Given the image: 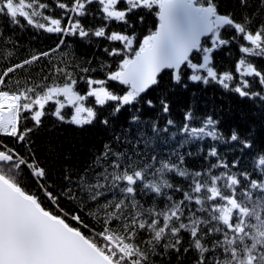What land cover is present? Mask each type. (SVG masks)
<instances>
[{
	"label": "snow or ice",
	"instance_id": "1",
	"mask_svg": "<svg viewBox=\"0 0 264 264\" xmlns=\"http://www.w3.org/2000/svg\"><path fill=\"white\" fill-rule=\"evenodd\" d=\"M0 20V264H264V0H0ZM27 34L55 43L20 55ZM232 99L260 123L226 126Z\"/></svg>",
	"mask_w": 264,
	"mask_h": 264
},
{
	"label": "trees",
	"instance_id": "2",
	"mask_svg": "<svg viewBox=\"0 0 264 264\" xmlns=\"http://www.w3.org/2000/svg\"><path fill=\"white\" fill-rule=\"evenodd\" d=\"M4 21L0 20V24H3ZM152 20L148 19V25L151 26ZM31 41V43H30ZM19 43L22 45V48L20 50V55L26 54L29 48L34 47H44L47 48L49 45H52L55 43V39H49L45 38L39 42L33 41L31 34L23 35L21 36ZM104 46H107L103 41H101L98 45L94 42L93 45H87L85 43H81L80 45L73 44L72 49H64V53H69V55L65 56V59L69 62L72 61L73 58L77 62H82L84 59H92L94 55H97L99 59L104 58V54L102 51V48ZM97 48H99V53H97ZM16 50L6 47L3 43H0V67H3V64L8 59V53H15ZM234 52L236 50H233ZM220 59L224 61L225 64H231L233 61L229 60L227 56H225L224 52L221 51L219 53ZM95 63V61H94ZM207 93H211V89L205 90ZM83 94V92L81 93ZM91 99V98H90ZM200 101V110L206 111L207 109L204 107V101H207V104L209 107L212 105V101L208 100L207 95L202 94L199 97ZM192 97L189 93H178L175 105H174V114L176 119L181 118V113L179 109L181 107H187L191 104ZM215 103L217 105L226 106L227 101L226 100H220L219 98L216 99ZM233 112L232 115L227 118L226 120V126H232V125H239L241 128H247L250 123L255 122L257 124L260 123L259 119L255 116H252L251 113L253 111H257L254 106L248 102V103H240L236 99H232L231 101ZM71 107V106H69ZM49 127H51V124H49ZM45 142L48 140H63L64 142L68 141H78L80 137L78 134L74 131V126L69 128H60L56 129L55 131L48 132L44 134Z\"/></svg>",
	"mask_w": 264,
	"mask_h": 264
}]
</instances>
